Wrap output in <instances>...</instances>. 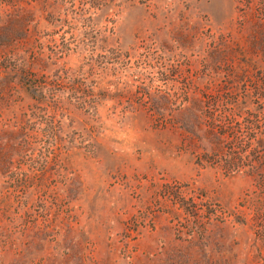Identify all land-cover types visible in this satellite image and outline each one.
Returning a JSON list of instances; mask_svg holds the SVG:
<instances>
[{
    "label": "rangeland",
    "instance_id": "rangeland-1",
    "mask_svg": "<svg viewBox=\"0 0 264 264\" xmlns=\"http://www.w3.org/2000/svg\"><path fill=\"white\" fill-rule=\"evenodd\" d=\"M45 2L19 0L18 6L35 12L41 42L59 44L69 30L47 22ZM138 2L92 33L114 31L121 49L116 65L103 69L99 42L94 51L54 60L49 75L74 73L72 80L85 84L77 97L93 104L96 97L84 92L94 86L99 99L87 113L83 101L69 100L68 80L58 81L64 95L55 120L65 115L59 140L49 145L37 135L42 156L15 159L0 174V264H264V54L249 51L255 34L245 27L260 14L259 0ZM11 9L0 0L1 12ZM179 31L188 35L184 46ZM220 39L232 51L222 64L209 56ZM107 83L130 93L103 101ZM138 88L176 94L174 105L160 117ZM242 88L260 95L243 110ZM183 89L195 104L200 139L168 124L162 129ZM12 102L20 110V101ZM129 102L134 108L126 111ZM3 108L0 100V125L11 117ZM244 120L258 128L255 138L245 133ZM219 127L227 133L224 152L235 158L233 173H226L224 160L204 156L210 147L202 134Z\"/></svg>",
    "mask_w": 264,
    "mask_h": 264
},
{
    "label": "trees",
    "instance_id": "trees-1",
    "mask_svg": "<svg viewBox=\"0 0 264 264\" xmlns=\"http://www.w3.org/2000/svg\"><path fill=\"white\" fill-rule=\"evenodd\" d=\"M138 1L140 0H46L47 22L52 27H61L62 29L68 27L69 30V32L65 31V34H70L69 39L63 37L59 44H56L54 40H49L47 44L41 42L37 28L32 24L35 12L19 7V0H9L13 9L0 11V100L4 103V113L11 115L6 122L0 125V174L7 173L15 159L28 158L35 154L42 156L43 153L34 146L37 135L45 138V142L49 145L55 144L59 140L63 131L65 115L60 114L61 120H55L58 111H62L59 104H62L61 100L64 95V92L58 88V81L66 79L70 83L72 90L68 91V95L72 103L75 102L78 105L81 100L83 101L81 106L87 113L95 110L99 98L94 96V86L84 92L86 97H96L97 100L93 104L77 97L81 91L80 87L85 86L83 80H72V77H75L74 73L63 72L60 69L49 75L56 67L54 60L57 57H68L71 53H78L79 50L84 51L88 47H92L94 51L99 42L101 44L99 50L103 53L102 56H99L103 69H107L108 65H116V61L120 59L118 52L121 49L114 39V31H110V34H105L104 31L103 35L98 32L92 33L95 31V26L97 28L98 25L104 24L110 17L119 18L123 13L134 8L135 2ZM75 2H77V7ZM66 4L69 5V8L63 9V5ZM259 4L262 7L260 14L247 18L245 27L255 34L252 36L253 42L248 44L249 51L264 54V0H259ZM69 19H71V23H78L79 28L76 29L71 25L68 22ZM74 32H78V35H76L77 33L73 34ZM79 36L82 38L78 39ZM175 36L182 46L188 43V35L184 31L175 33ZM98 37L100 38L98 39ZM91 38L93 40L89 43ZM166 49V46L163 45V51ZM229 51L232 52L220 39L219 43L214 44L209 56L215 63L222 64L227 62ZM46 52H48L47 56ZM237 52L240 54L239 50ZM244 53L242 52V54ZM147 65L149 68L154 67L150 64ZM125 66L126 64L123 65V67ZM260 71L264 84V70ZM58 73L62 75H57ZM104 86L103 92L99 94L103 101L127 97V94L130 93L127 90L118 92L111 83ZM137 90V94L141 95L140 99L146 101L145 104H150V112H154L160 117L169 112L170 106L174 105L171 98H174L176 94L160 92L161 95L158 96L146 88ZM259 92L264 94L261 90ZM180 95L179 104L174 109L176 110L175 116L171 117L169 121L165 120L161 125L162 129H165L168 124L176 132L185 134L190 139H200L197 134L198 131L201 133L202 125L196 120L193 109L195 104L189 100L187 89H183ZM257 96H260L257 91L252 94L242 88V110L246 108L245 105L253 97ZM12 98L20 101V110H16ZM225 98L227 99V97ZM230 100L228 104L238 110L235 102L231 98ZM133 108L134 104L129 102L125 110L130 111ZM243 124H245V128H243L245 133L248 131V137L255 138L256 136L252 134L258 128L250 127L249 120H244ZM226 134L222 127H219V131L212 129L208 131V134H202L207 139L206 147H210L209 150L205 149L204 156L205 158L209 156L211 159L224 160L228 168L225 170L226 173H233L237 170L232 168L235 158H229L222 148ZM229 135L232 137L231 133ZM90 137L91 135L87 136V138ZM258 143L260 144V141ZM91 148L93 151L99 150L96 145ZM225 157H228L229 160H226Z\"/></svg>",
    "mask_w": 264,
    "mask_h": 264
}]
</instances>
